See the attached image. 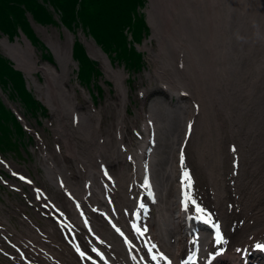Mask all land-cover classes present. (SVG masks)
<instances>
[{
	"label": "rangeland",
	"instance_id": "1",
	"mask_svg": "<svg viewBox=\"0 0 264 264\" xmlns=\"http://www.w3.org/2000/svg\"><path fill=\"white\" fill-rule=\"evenodd\" d=\"M160 1L159 0H147L146 7L143 10V12L146 16V20H147L149 27H150V32H151V35H149V37L146 38L143 41V44L139 47L140 52L144 55V60L146 63L145 69L140 74H137L135 76H133V75L131 76L120 65H118L116 63L115 64L111 63V61L108 59L110 61V65L112 66V70L113 71L115 70L116 72H120V74L122 75V78L124 80V89L126 91V100H125L124 104H123V102L121 104L122 96H121V93L119 92V90L116 88V85L114 84L115 81L113 80L112 75L109 72H106V67L103 64V59H101L99 57V55H95L94 52L89 49L90 48L88 46L89 43L94 46V48L92 50L96 51V48H99L91 37L87 36L81 30H79L78 32H75L74 34H72V33L70 34V33L66 32L65 28L62 27L61 25L56 27V26H51V25L50 26H43V25L37 24L32 19V17L30 15H28L29 19L31 21L30 22L31 27L34 30L36 37L44 45L43 47L33 48L34 54H35L34 59H36L38 65L41 67V66L46 64V65L53 66L54 68L60 69L56 55H55L54 51L52 50V48L49 46V43L47 41L48 37H50V39H52L53 42H59L60 41L61 44L66 49V51H68V47H67V43H66L67 42L66 36H67V34L73 35L74 36V42H75V40H77L78 42L82 41L85 44V48H86V51H87V54L89 55V57L99 64V68L102 72V76L98 79L97 84L101 87L102 92L99 91L98 88L96 87L97 84H94L93 89L91 88L90 91L80 85L79 81L77 80L78 65L74 61L73 57H72L73 63L70 66V68L72 69L71 80L69 81V83H66V86H67V89L70 92H72V94H73V98H74V102H75V106H76V109H75L76 114L74 113V116L67 114V112H61L59 110V118H58L57 112H52L51 110H49L48 118L47 119H41L42 124L39 125L37 123L36 119L32 118L31 116L25 115V111L19 103L9 101L7 95H4L3 92L0 90V97L2 98L4 103L7 105V107L11 108L25 122L24 124H25L26 128L29 130L27 132V134H28L27 136L31 140V145H29V147L27 149V151L31 154V156H29V158H30L29 161H25V160H27V154L25 156H23V153H22V157L18 156V155H16V157H11L8 155L7 157L3 156L4 158L2 157V160L6 159L8 161L9 168H11L13 172L31 176L34 179L33 180L34 184L40 190H42V189L44 190V188H46V190H44V191L46 193H48V196H51L52 199H54V198L57 199L59 193L56 194L55 187H53L51 185V183L47 181V179H46L47 175H46L45 167H47L51 163H53V164L55 163L59 167L64 165L65 167H67L68 171L70 172V174L74 178H76V177L80 178L81 177L80 175H78V172H77L78 170L76 169L77 166L75 165V161H73V159L68 155L67 148H66L65 142H64L65 138H69V140L71 142H74V144H76L78 146L79 150L86 151V152H90L92 150L90 153L93 152V154H96L95 153L96 147L94 145H92L91 143H86V141L83 140L81 137L82 134H81V131H79L80 126H78L80 124V122H79L80 118H78V116L80 114H84V113L88 114L89 116H91L92 126L97 125L98 134L100 135V138L104 139L103 143H104V147H105V151H106V155H107V160H105V161H107L106 164L108 163L106 165V168L111 173L112 172L117 173L119 171V167H118V162L116 160L117 154H116V149L114 147L115 146L114 140H115V134L117 132V124L119 122V118L121 117V115L123 118L122 119V127H123V121H124L125 134L127 135V138L129 139L128 145L130 147L134 148L138 142V139H137L136 133L133 130L135 129V131L143 134V130L145 128L148 129L147 123L149 121V117H152V120L154 122L156 120V116L153 115L155 110L152 107V104L157 100H162V102H164V105L167 104L168 107H171L172 109H174V105L178 104L175 101L176 100L175 94H176V92H179L181 94L188 96V98H184L183 100L185 102H187V104L189 105V111L191 110L190 116L194 120V130L196 133H195V138L192 141L190 147L193 148L194 150H198V151L203 152L205 154L206 153L213 154V152L216 153L217 151H219V152H222L223 155L228 157L226 160V164H227L226 168L222 171L221 176L219 177L221 182H219V180H218V182L223 183L228 188V192H229L228 195H229L230 199H233V197L238 192L243 191L242 193L247 194L250 191L252 192V189L255 190V194L254 193H253V195L249 194L247 196V202H246V204H244L245 206H242L241 207L242 209L239 210L241 212L242 218H245L246 216L248 217L247 220L245 221L246 224H248V222L251 220L250 226L248 227V225H247V227H246L250 231H247L244 236H238L237 237L238 240H242V239L244 240L245 237H247L249 234H251V232L255 233L254 230L252 231L254 224H260L259 222H257V218L263 217L262 220H264V182H263L264 181V134H261L259 131H256L255 134L253 132L247 131V129L249 128L248 126H250V122L253 119H254L253 122L259 123L262 130L264 131V103H263L264 102V88H263L264 87V76H263L264 72L261 73V69H260L262 67V69H263L262 71H264V41L260 40L259 37H255L254 41H256V42L253 43L252 39H247L245 37L246 35H244V37L241 38L240 42L242 41L241 44L243 45L244 51L247 52L249 59L246 58V60H245L246 62L241 63V64L235 63L232 66L233 72L230 71V69H227V65H228L227 59L225 60L224 57H220V58H216L215 56L213 57L210 54H205V52H203L202 50L199 51L201 58L199 55L198 56L191 55V57H190L191 63L187 62L185 60V58H183L182 55H180L176 51L175 48L173 49V54L167 53V49L168 50L170 49V43L168 41L166 42V40H167L166 36H169V35L172 36V31H170L169 28L166 29V27H169V25H165V24L168 21V18L170 16L176 17V26L178 28L180 27V29H182L181 35L185 34L184 36H186V40H188V37H187L188 34L192 35L194 33L193 34L194 37L195 36L196 37L197 36H200V37L203 36L202 38L205 39L206 41L211 40L215 43V40H216V42L220 41L221 43H223L225 40V36L224 35L221 37L212 36L213 34L210 32L208 27L204 28L203 31H200V29L196 32L195 31H193V32L185 31L183 28H186L187 26L181 27L180 23L182 21H180L181 19L179 18V16L184 15V13L186 12V10L184 9L185 7L183 5L184 2H182L180 6H179V4H177L175 6V4L178 0H176L175 3H174V0H173V3H172V0H160ZM240 1L242 2V3L240 2V4L243 6V5H247V3L249 5L253 0H247V1L246 0H240ZM151 3H153L156 7V13L155 14L157 15V17L159 16L162 18L161 19L162 24H160L157 27V29H156V31L158 30L157 32L154 31L153 23H152V17L150 16V14H148L149 11L152 9ZM157 3L158 4L160 3V4L158 5ZM174 7H175L176 13L174 12ZM199 7L200 6H198V5H196L195 7H193V6L190 7V9L194 11V15L197 19L196 21L198 24L201 23L200 15H202L201 13H203L201 10V7L200 8ZM48 8L50 10H52V8H50L49 6H48ZM168 8L170 9V11ZM242 9L243 8L241 7L240 10H242ZM166 11L169 13H167ZM172 11H173V13H172ZM182 11H184V12H182ZM169 14H170V16H169ZM171 14H173V15H171ZM176 14H177V16H176ZM213 16H215V14H213ZM250 18H251V15H249V19ZM247 20H248V17H247ZM237 24H238L237 25L238 28L234 27V30L240 29L238 20H237ZM188 25H189V23H188ZM164 27L166 29V32L169 31L168 34L163 32V31H165ZM197 32H199V33H197ZM242 33H244V32H242ZM197 34H199V35H197ZM202 34H204V35H202ZM262 37L264 38V36H262ZM84 38H85V40H84ZM5 39H7L10 44H16L17 42H22L23 47L24 46L26 47V44L22 40H17V41L11 42V41H9V39L7 37L1 35L0 36V54L3 55L5 58H7L12 63V65L14 66V68L16 70H18L20 72H22L21 70H23L25 72V73L24 72H22V73L26 77H28L27 81L29 83L30 90L32 91L34 96L39 101H41L46 107H48L47 102H46L45 90L43 89V87L45 86V78L43 77V73L37 72L36 74L32 75L34 80L31 79L28 76L27 72L18 66V62L13 59L12 55L8 53V51L6 50L4 45L2 44V41ZM243 40H245L246 44ZM204 41H203V43H204ZM87 42H89L88 45L86 44ZM73 44H72V46H73ZM166 44H167V46H166ZM235 47H236V45H235ZM246 47H247V49H246ZM158 48H161L162 52ZM248 48H251V49H248ZM189 52H191V51H189ZM192 52L194 53V51H192ZM235 53H236V49H235ZM255 53H257V54H255ZM53 54L55 55V57ZM164 54H165V56H163ZM45 55L53 57L54 61H55V65H52L48 62H44L43 57ZM260 55H262V56H260ZM198 57H199V59H197ZM164 58L166 59V61ZM193 58H194V60H193ZM211 59H212V61H211ZM169 60H171V62H169ZM185 61H186V63H185ZM223 61L225 62V64ZM197 63L200 65L202 64L201 67ZM194 64H197V65H194ZM186 65H188V66H186ZM245 65H247V66L245 67ZM169 67H171V68H169ZM219 67H221V68H219ZM256 67H257V69H256ZM198 68H201V69H198ZM200 70L201 71L203 70L202 74H201ZM227 70L230 74L227 72ZM257 70H259V71H257ZM251 71H253L254 73ZM158 72H164L165 74H163V75H167L169 77H176L177 76L178 79L180 78L183 83H186L188 81V79H191V84H190L191 87L188 86L186 88H180V86H176L172 90L173 93H171V91L167 90V87H164V84H163L164 80L161 79L163 77L159 76ZM190 72H194V75L196 77L195 79H198V80H195L190 75ZM206 72L207 73L212 72V76H210ZM215 72H218L220 74H217ZM258 72L260 74H258ZM227 74H229V75H227ZM198 75H200V77ZM208 75H209V77H208ZM201 78H202V80H200ZM203 78H205V79H203ZM185 79H186V81H185ZM245 79L248 80V83ZM205 80L208 82L207 84H205L206 83ZM210 81H212V82H210ZM198 83L200 85L202 83V85L198 87L197 86ZM211 83H213V85ZM228 83H230V84H228ZM247 84H248V86H247ZM252 84L255 86H253ZM256 84H257V86H256ZM205 85L209 86V87H205ZM214 86H216V89L218 90V93H219L218 96L221 97V99H219L217 94H215V92H214L215 90L213 89ZM226 87H228V88L225 89ZM244 87H246V88H244ZM203 88H204V90H203ZM248 88L249 89L251 88L250 91H248L249 90ZM208 89L209 90L211 89L210 92ZM243 90H245V91H243ZM207 92L209 93L210 98L208 97ZM244 92H246V93H244ZM224 93H225V95H224ZM229 94H230V96H229ZM247 96H249V97H247ZM225 99H227V100H225ZM233 99H234V102H233ZM241 100H242V102H241ZM218 101H219V103H218ZM230 102H232V103H230ZM244 102H246V103H244ZM235 105L236 106L238 105V106L236 107ZM252 105H254V106H252ZM229 108H231V109H229ZM251 110L252 111L254 110V111L252 112ZM224 111H225L226 115H224ZM230 111H232V112L234 111V112L230 113ZM212 114H214V115H212ZM241 114L243 117H240ZM68 115L71 117H69ZM228 115L232 116L233 119L232 120L228 119L227 118ZM233 115H238V118H235ZM257 115L259 118L257 117ZM210 116H212V117H210ZM201 117H204V118H201ZM221 117H223V118H221ZM234 121H236L235 124H234ZM57 125H58V127H57ZM131 125L133 127H131ZM234 125H237L240 127V131L235 132L236 134L231 131V129H232L231 127H233ZM200 126H201V128H200ZM60 128H62L61 129L62 132L63 131H66V132L61 133ZM216 128H218V129H216ZM207 134H209V135H207ZM229 134H230V136H229ZM240 135H241V137H240ZM246 138H247V140H245ZM261 138H263V139H261ZM106 139H108L109 143L106 142ZM202 140L204 141L205 146L203 145ZM244 140H245V142H244ZM212 142H214V143H212ZM258 142H259V144H258ZM81 143H83V144H81ZM80 144H81V146H80ZM89 144H90V146H88ZM243 144H244V146L246 145L248 147H251L250 150L251 149L252 150L251 151L249 150V152L245 151L243 148ZM196 145H197V147H196ZM255 146H257V147H255ZM228 147H230L229 151H228ZM109 149H111V150H109ZM257 150H258V152H257ZM113 152H114V154H113ZM46 157L50 158V160H49L50 162H48V160H45ZM247 165H249V166H247ZM96 166H99V163H97ZM230 167H233V172H230L231 171ZM246 167H247V169H246ZM212 168H213L212 170L214 172L215 171V165H214V167L212 166ZM242 169H243V171H242ZM260 170H262L263 172ZM8 174L10 175V172L7 171V168L0 163V176L4 177L5 175H8ZM231 174L236 175V178H234L235 182L233 179H231V176H232ZM5 178H7V177L5 176ZM262 178H263V180H262ZM9 180L11 181V183L8 184L7 186L2 185V181L0 180V217L2 216V219H3V220H1L2 223H0V227H5V225H6L9 229L10 233L13 234L16 238H19L18 236H21L20 234L23 233V229H24L22 222H20V221H23V217L21 215H18L16 212H14L13 209L18 210V211H23L25 205L22 204V201H23V195L26 192L18 194V193L12 192L8 187L14 189L15 191H17L16 190L17 188L19 190L21 188V189L26 190V191H29V189H28V186L19 182L18 180H16V178L14 180H11V179H9ZM199 180H200V178L198 176V181ZM200 182H201V184L205 185L204 181L200 180ZM237 182L239 183V186L241 188L237 186L238 185ZM245 183H246V185H245ZM254 183H256V184H254ZM257 187L259 189L260 188L261 189L259 190ZM62 199H63L64 205H66L67 204V202H65L66 199L65 198H62ZM254 200H255V202H254ZM4 201L7 204L2 203ZM253 204L256 206V209L254 210L253 213H251V210H253ZM220 207L221 208L225 207L224 202H223V204L221 202ZM229 208L230 207H226L227 210ZM239 211H238V213H240ZM4 212H5V214H3ZM11 215L15 216L12 223L10 221ZM20 218H22V219H20ZM96 219L99 220V222L104 225V223H103L104 221H102L103 218L101 219L100 215H97ZM228 219L231 220V218H229V217H228ZM259 229L260 230L258 231V233L252 234V237L254 235L255 236L260 235L261 228H259ZM16 231L19 234H17ZM238 234H240V233H238ZM1 244H5V243H1ZM248 245L245 248L240 247L239 249H247ZM253 247H254V245L251 244L248 247V248H250L249 251H253ZM3 248H5V247L3 246ZM60 250H62V249H60ZM220 250L222 251L223 256H225V255L230 256V257L233 256L230 254V252L233 251V249H231V248L228 252L229 255L225 253V250H227L226 248H220ZM240 254H242V252ZM70 256H72V255L70 254ZM220 257L221 256H219V258ZM4 262H6V261H4ZM208 263H210L209 260H206L205 264H208ZM251 264H264V258H259L256 256V258L252 261Z\"/></svg>",
	"mask_w": 264,
	"mask_h": 264
},
{
	"label": "bare ground",
	"instance_id": "2",
	"mask_svg": "<svg viewBox=\"0 0 264 264\" xmlns=\"http://www.w3.org/2000/svg\"><path fill=\"white\" fill-rule=\"evenodd\" d=\"M160 1V0H159ZM247 1V0H246ZM161 2V1H160ZM176 2V0H174V3ZM184 2V9L186 10V12L184 13V15L179 16V18L181 19L180 21H182L180 23L181 27H185L183 28L185 31L187 32H193V31H198L200 29V31H203L204 28L208 27L210 32L213 34L212 36L215 37H221V36H225V40L223 43L216 42L215 43L211 40H205L200 36H193L188 34V40H186V36L181 35L182 34V29H180V27L178 28L176 26V17L170 16L169 14V18L168 21L166 22L165 25H169V27H166L170 29V31H172V36H166V42L168 41L170 43V49H167V53L169 54H173V49L175 48L176 51L182 55L183 58H185V60L187 62H190V57L191 55H195V56H200L199 51L202 50L203 52H205V54H210L211 56H215L216 58H220V57H224L225 60L227 59L228 61V65H227V69H230V71H232V66L236 63V64H241L246 62V58H248L247 52L244 51L243 49V45L241 44L242 41L240 42L241 38L244 37V35H246L245 37L247 39H252L253 43H255L256 41H254L255 37H259L260 40L264 41L263 37L264 36V0H253L249 5L247 3V5H241L240 4V0H178L175 4V6L177 4H179V6L181 5V3ZM173 3V0H172ZM242 3V2H241ZM158 4V3H157ZM160 4V3H159ZM158 4V5H159ZM171 4V3H170ZM196 5L201 7V10L203 13H201L202 15H200L201 18V23L198 24L197 23V19L194 15V11L190 9L191 6L195 7ZM152 9L149 11L148 14H150V16L152 17V23H153V29L155 32L157 27L162 24V18L161 17H157L156 13V7L153 3H151ZM173 6V5H172ZM207 6V7H206ZM199 7V8H200ZM241 7L243 8L242 10ZM163 8V7H162ZM178 8V7H177ZM181 8V7H180ZM198 8V7H197ZM169 9V8H168ZM158 10V9H157ZM199 10V9H198ZM170 11V9H169ZM200 11V10H199ZM159 12V11H158ZM167 12V11H166ZM174 12H175V7H174ZM184 12V11H182ZM169 13V12H167ZM173 13V11H172ZM176 13V12H175ZM159 14V13H158ZM200 14V13H199ZM213 14H215V16H213ZM161 15V14H160ZM166 15V14H165ZM173 15V14H171ZM175 15V14H174ZM249 15H251V18L249 19ZM177 16V14H176ZM197 16V15H196ZM166 17V16H165ZM198 17V16H197ZM248 17V20H247ZM151 20V19H150ZM164 20V19H163ZM167 20V19H166ZM178 20V19H177ZM237 20L239 21V28L238 30H234V27H237ZM179 22V21H178ZM164 23V22H163ZM189 23V25H188ZM151 24V23H150ZM179 24V23H178ZM238 28V27H237ZM165 29V27H164ZM165 33L168 34V32ZM186 32V33H187ZM244 32V33H242ZM184 33V32H183ZM199 33V32H197ZM162 34V33H161ZM201 34V33H200ZM196 35V34H195ZM199 35V34H197ZM204 35V34H202ZM164 36V35H163ZM67 47H68V51H66V49L64 48V46L61 44V42H53L52 39H50V37H48V43L49 46L52 48V50L54 51L56 58L58 60L59 63V68H54L53 66L50 65H43V66H39L36 59H34V49L31 47V45L24 40V43L26 44V47H23V43L22 42H17L16 44H10L8 42L7 39L2 41V44L4 45V47L6 48V50L8 51L9 54L12 55L13 59L15 61L18 62V66L21 67L22 69H24L28 76L33 79L34 74H36L37 72H42L43 73V77L45 78V86L43 87V89L45 90V94H46V102L47 105L51 108L52 112H57L58 113V118H59V110L61 112H67V114L69 115H73L75 113V102H74V98H73V94L72 92H70L67 89L66 83H69V81L71 80V72L72 69L70 68L71 64L73 63L72 60V56H71V46L74 43V36L67 34ZM165 38V37H164ZM205 38V37H204ZM85 40V38H84ZM163 40V39H162ZM161 40V41H162ZM205 40V41H204ZM246 40V39H245ZM245 40H243L245 42ZM158 41V40H157ZM160 41V42H161ZM204 41V43H203ZM65 43V44H66ZM89 42H87L86 44L88 45ZM162 43V42H161ZM168 43V44H169ZM186 43V44H185ZM248 43V42H247ZM163 44V43H162ZM244 44V43H243ZM246 44V42H245ZM249 44V43H248ZM91 45V46H90ZM159 45V44H158ZM236 45V47H235ZM91 51L94 52L95 55H99V57L101 59H103V64L106 67V72H109L112 77L113 80L115 81V85L116 88L119 90V92L121 93V104L123 102H125L126 100V91L124 89V80L122 78V75L120 74V72H116L115 70H112V66L110 65V62L108 61V59L103 55V52L99 49L96 48V51L92 50L94 48V46L92 44L89 43L88 45ZM160 46V45H159ZM167 46V44H166ZM252 46V45H251ZM66 47V48H67ZM163 47V46H162ZM165 47V46H164ZM248 47V46H247ZM246 47V49H247ZM257 47V46H256ZM161 50V48H158ZM235 49H236V53H235ZM251 49V48H248ZM166 50V49H165ZM191 52H189V51ZM254 50V49H253ZM257 50V49H256ZM255 50V51H256ZM194 51V53L192 52ZM251 51V50H250ZM259 51V50H258ZM160 52V51H159ZM160 52V53H161ZM165 52V51H164ZM249 52V51H248ZM166 53V52H165ZM162 54V53H161ZM257 54V53H255ZM167 55V54H166ZM254 55V54H253ZM165 56V54L163 55ZM168 56V55H167ZM204 56V55H203ZM262 56V55H260ZM172 57V56H171ZM196 58V57H195ZM201 58V56H200ZM259 58V57H258ZM165 59V58H164ZM168 59V58H167ZM173 59V58H172ZM199 59V57L197 58ZM249 59V58H248ZM254 59V58H253ZM262 59V58H261ZM162 60V59H161ZM194 60V58H193ZM202 60V59H201ZM210 60V59H209ZM216 60V59H215ZM221 60V59H220ZM157 61V60H156ZM166 61V59H165ZM185 61V63H186ZM212 61V59H211ZM254 61V60H253ZM262 61V60H261ZM169 62H171V60H169ZM222 62V61H221ZM224 62V61H223ZM249 62V61H248ZM199 63V62H198ZM197 63V64H198ZM203 63V62H202ZM213 63V62H212ZM219 63V62H218ZM254 63V62H253ZM166 64V63H165ZM194 64V65H197ZM225 64V62H224ZM189 65V64H188ZM186 65V66H188ZM193 65V66H194ZM200 65V64H198ZM202 65V64H201ZM200 65V67H201ZM218 65V64H217ZM254 65V64H253ZM161 66V65H160ZM159 66V67H160ZM171 66V65H170ZM192 66V65H191ZM223 66V65H222ZM236 66V65H235ZM247 65H245L246 67ZM251 66V65H250ZM249 66V67H250ZM260 66V65H259ZM258 66V67H259ZM204 67V66H203ZM202 67V68H203ZM217 67V66H216ZM244 67V68H245ZM255 67V66H254ZM171 68V67H169ZM221 68V67H219ZM195 69V68H194ZM201 69V68H198ZM214 69V68H213ZM216 69V68H215ZM223 69V68H222ZM235 69V68H234ZM248 69V68H247ZM257 69V67H256ZM261 69V73L264 72L262 71V67ZM173 70V69H172ZM220 70V69H219ZM255 70V69H254ZM118 71V70H117ZM187 71V70H186ZM209 71V70H208ZM259 71V70H257ZM168 72V71H167ZM198 72V71H197ZM201 74L203 72V70L201 71ZM219 72V71H218ZM218 72H215L217 74H220ZM224 72V71H223ZM228 72V70H227ZM233 72V71H232ZM253 72V71H251ZM250 72V73H251ZM199 73V72H198ZM207 73V72H206ZM205 73V74H206ZM214 73V72H213ZM229 73V72H228ZM245 73V72H244ZM254 73V72H253ZM257 73V72H256ZM165 74L164 72H158V75L163 77L161 79H163V84L164 87H167V90L171 91V93H173V89L176 86H180V88H186L188 86H190L191 84V79H188V81L186 83H183L182 80L176 76V77H169L167 75H163ZM210 76H212V72L207 73ZM230 74V73H229ZM227 74V75H229ZM234 74V73H233ZM249 74V73H248ZM258 74H260L258 72ZM190 75L195 79V75L194 72H190ZM208 75V77H209ZM216 75V74H215ZM200 77V75H198ZM264 76V75H263ZM109 77V76H108ZM111 77V76H110ZM111 77V78H112ZM226 77V76H225ZM228 77V76H227ZM247 77V76H246ZM189 78V77H188ZM207 78V77H206ZM220 78V77H219ZM255 78V77H254ZM193 79V80H194ZM205 79V78H203ZM218 79V78H217ZM256 79V78H255ZM34 80V79H33ZM198 80V79H195ZM202 80V78L200 79ZM199 80V81H200ZM228 80V79H227ZM246 80V79H245ZM260 80V79H259ZM186 81V79H185ZM206 81V80H205ZM215 81V80H214ZM230 81V80H229ZM248 83V80H246ZM254 81V80H253ZM252 81V82H253ZM258 81V80H257ZM197 82V81H196ZM201 82V81H200ZM212 82V81H210ZM234 82V81H233ZM259 82V81H258ZM208 82L206 81L205 84H207ZM251 83V82H250ZM213 85V83H211ZM222 84V83H221ZM226 84V83H225ZM230 84V83H228ZM236 84V83H235ZM258 84V83H257ZM256 84V86H257ZM202 85V83H201ZM199 83L197 84V86H201ZM243 85V84H242ZM253 85V84H252ZM193 86V85H192ZM219 86V85H218ZM233 86V85H232ZM248 86V84H247ZM255 86V85H253ZM191 87V86H190ZM203 87V86H202ZM205 87H209L206 86ZM211 87V86H210ZM213 87V86H212ZM230 87V86H229ZM251 87V86H250ZM262 87V86H261ZM228 87H226L225 89H227ZM237 88V87H236ZM246 88V87H244ZM253 88V87H252ZM264 88V87H263ZM197 89V88H196ZM215 91V94H217L218 96V90L216 89V86H214L213 88ZM249 89V88H248ZM251 89V88H250ZM250 89L248 91H250ZM254 89V88H253ZM117 90V91H118ZM155 90V89H154ZM202 90V89H201ZM200 90V91H201ZM204 90V88H203ZM209 90V89H208ZM211 90V89H210ZM209 90V92H210ZM220 90V89H219ZM241 90V89H240ZM166 91V90H165ZM182 91V90H181ZM237 91V90H236ZM245 91V90H243ZM233 92V91H232ZM239 92V91H238ZM237 92V93H238ZM241 92V91H240ZM253 92V91H252ZM258 92V91H257ZM153 93V92H152ZM205 93V92H204ZM208 93V92H207ZM243 93V92H242ZM246 93V92H244ZM250 93V92H249ZM254 93V92H253ZM259 93V92H258ZM212 94V93H211ZM119 95V94H118ZM213 95V94H212ZM225 95V93H224ZM243 95V94H242ZM246 95V94H245ZM255 95V94H254ZM257 95V94H256ZM262 95V94H261ZM175 96L177 98L182 99V95H180L179 92H176ZM198 96V95H197ZM221 96V95H220ZM230 96V94H229ZM253 96V95H252ZM192 97V96H191ZM203 97V96H202ZM208 97H209V93H208ZM219 97V96H218ZM249 97V96H247ZM251 97V96H250ZM210 98V97H209ZM216 98V97H215ZM258 98V97H257ZM205 99V98H204ZM212 99V98H211ZM219 99H221V97H219ZM228 99V98H227ZM225 99V100H227ZM241 99V98H240ZM250 99V98H249ZM251 100V99H250ZM253 100V99H252ZM256 100V99H255ZM162 101V100H161ZM210 101V100H209ZM221 101V100H220ZM223 101V100H222ZM237 101V100H236ZM249 101V100H248ZM258 101V100H257ZM224 102V101H223ZM228 102V101H227ZM234 102V99H233ZM242 102V100H241ZM247 102V101H246ZM244 102V103H246ZM256 102V101H255ZM159 101H155L152 104V107L154 108L157 116L160 118V129L163 132V134H165V138L163 140V142L161 143V151L162 153L160 155H158V157L154 158V160L152 161V165H149L148 167H144L142 170L139 171V175L141 177L142 180H146L149 183H153L157 188L159 189L158 193L160 196H162L163 198H165L164 194L167 192L168 188H169V184L172 181V177L175 176L174 174V168L171 165V159L168 156V152H166V148H170L173 145H176V139L181 137L183 139L184 135L180 134L184 132V129L186 126H188L191 123V118L189 115V107L187 103H181L180 106H178L177 109L175 110H169L166 106H163L162 108H159ZM219 103V101H218ZM226 103V102H225ZM232 103V102H230ZM251 103V102H250ZM264 103V102H263ZM223 104V103H222ZM227 104V103H226ZM225 104V105H226ZM262 104V103H261ZM221 105V104H220ZM224 105V104H223ZM241 105V104H240ZM244 105V104H243ZM248 105V104H247ZM172 106V105H171ZM222 106V105H221ZM236 106V105H235ZM238 106V105H237ZM236 106V107H237ZM249 106V105H248ZM254 106V105H252ZM260 106V105H259ZM263 106V105H262ZM212 107V106H211ZM247 107V106H246ZM222 108V107H221ZM243 108V107H242ZM260 108V107H259ZM258 108V109H259ZM262 108V107H261ZM204 109V108H203ZM217 109V108H216ZM219 109V108H218ZM225 109V108H224ZM231 109V108H229ZM257 109V108H256ZM263 109V108H262ZM261 109V110H262ZM220 110V109H219ZM241 110V109H240ZM239 110V111H240ZM249 110V109H248ZM247 110V111H248ZM191 111V110H190ZM242 111V110H241ZM246 111V110H245ZM252 111V110H251ZM254 111V110H253ZM252 111V112H253ZM122 112V111H121ZM151 112V111H150ZM201 112V111H200ZM199 112V113H200ZM222 112V111H221ZM227 112V111H226ZM232 111H230L231 113ZM234 112V111H233ZM232 112V113H233ZM261 112V111H260ZM202 113V112H201ZM220 113V112H219ZM76 114V113H75ZM122 114V113H121ZM221 114V113H220ZM68 115V116H69ZM154 115V113H153ZM214 115V114H212ZM224 115L225 111H224ZM231 115V114H230ZM228 115L227 118L228 119H233L232 116ZM256 115V114H255ZM260 115V114H259ZM62 116V115H61ZM80 119L81 122L78 126H80L79 131H81L82 134V139L86 141V143H91L92 145L96 146L97 148V153L96 156H98V161L101 163L100 169H96L94 166L95 164L93 163V161L91 160V155H87L82 153L79 149L78 146L76 144H74V142H71L69 140V138H65L64 142H65V146L67 148V152L68 155L71 156L77 164V170L80 173V176L83 178L82 181V187L81 189H79L80 191L77 192L79 194H72V198L73 200H75L76 202H78V204L81 206V203L83 202V198L84 197H90L93 200V203L95 201H97V207L95 205H92L94 208L92 209L94 212H99L102 209V206L98 203L99 199L96 196V194H99V188H102V190L104 189V187L102 186V181L106 182H110L109 187L112 189L113 192H115V190H113L116 186V179L115 177L112 176L111 173L108 172V170L103 166L104 162L101 160V156L104 157L106 151L104 152V146L102 145V140L100 138V135L98 134V127L97 125L92 126L91 124V116H89L88 114L84 113V114H80ZM206 116V115H205ZM235 118H238V115H233ZM250 116V115H249ZM71 117V116H69ZM212 117V116H210ZM214 117V116H213ZM240 117H243L242 114ZM239 117V118H240ZM248 117V116H247ZM258 117V115H257ZM261 117V116H260ZM204 118V117H201ZM223 118V117H221ZM253 118V117H252ZM259 118V117H258ZM93 119V118H92ZM122 115L119 118V122L117 124V128H118V135L116 138V144H115V148L119 151V146L120 144H123V134H121V132H119V130H122ZM198 119V118H197ZM248 119V118H247ZM262 119V118H261ZM209 120V119H208ZM225 120V119H224ZM251 120V119H250ZM249 120V121H250ZM254 120V119H253ZM253 120H251L250 122V126H248L249 128L247 129L248 132H253L255 134L256 131H259L261 134H264V131L262 130L261 126L259 125V123H255L253 122ZM58 121V120H57ZM118 121V120H117ZM202 121V120H201ZM238 121V120H237ZM240 121V120H239ZM258 121V120H257ZM224 122V121H223ZM228 122V121H227ZM232 122V121H231ZM236 121H234L235 124ZM60 123V122H59ZM117 123V122H116ZM202 123V122H201ZM249 123V122H248ZM58 124V123H57ZM213 124V123H212ZM215 124V123H214ZM231 124V123H230ZM233 124V123H232ZM237 124V123H236ZM239 124V123H238ZM243 124V123H242ZM217 125V124H216ZM224 125V124H223ZM227 125V124H226ZM211 126V125H210ZM229 126V125H228ZM232 126V125H231ZM246 126V125H245ZM244 126V127H245ZM58 127V125H57ZM62 127V126H61ZM219 127V126H218ZM77 128V127H76ZM201 128V126H200ZM206 128V127H205ZM226 128V127H225ZM231 131L232 132H238L240 131V128L237 126H233L231 127ZM246 128V127H245ZM62 128H60V132H66L61 130ZM218 129V128H216ZM65 130V129H64ZM220 130V129H219ZM222 130V129H221ZM229 130V129H228ZM227 130V131H228ZM77 132V131H76ZM217 132V131H216ZM60 133V134H61ZM210 133V132H209ZM221 133V132H220ZM229 133V132H228ZM246 133V132H245ZM80 134V135H81ZM206 134V133H205ZM214 134V133H213ZM236 134V133H235ZM240 134V133H239ZM249 134V133H248ZM209 135V134H207ZM218 135V134H217ZM222 135V134H221ZM259 135V134H258ZM69 136V135H68ZM203 136V135H202ZM225 136V135H224ZM230 136V134H229ZM234 136V135H233ZM250 136V135H249ZM254 136V135H253ZM262 136V135H261ZM63 137V136H62ZM110 137V136H109ZM235 137V136H234ZM241 137V135H240ZM231 138V137H230ZM233 138V137H232ZM203 139V138H202ZM238 139V138H237ZM263 139V138H261ZM199 140V139H198ZM247 140V138L245 139ZM73 141V140H72ZM111 141V140H110ZM210 141V140H209ZM78 142V141H77ZM203 145H204V141L202 140ZM236 142V141H235ZM95 143V144H94ZM109 143V142H108ZM114 143V142H113ZM201 143V142H200ZM214 143V142H212ZM223 143V142H222ZM228 143V142H227ZM247 143V142H246ZM250 143V142H249ZM255 143V142H254ZM263 143V142H262ZM83 144V143H81ZM80 144V146H81ZM259 144V142H258ZM261 144V143H260ZM134 145V144H133ZM199 145V144H198ZM225 145V144H224ZM90 146V144L88 145ZM93 146V147H94ZM205 146V145H204ZM211 146V145H210ZM258 146V145H257ZM255 146V147H257ZM87 147V146H86ZM163 147V148H162ZM197 147V145H196ZM199 147V146H198ZM212 147V146H211ZM218 147V146H217ZM220 147V146H219ZM83 148V147H82ZM89 148V147H88ZM95 148V147H94ZM243 148L245 151L249 152L251 147L248 146H244L243 144ZM92 149V148H91ZM213 149V148H212ZM258 149V148H257ZM88 150V149H87ZM95 150V149H94ZM111 150V149H109ZM252 150V149H251ZM250 150V151H251ZM92 151V150H91ZM90 151V152H91ZM244 151V152H245ZM263 151V150H262ZM261 151V152H262ZM219 152V151H218ZM243 152V151H242ZM258 152V150H257ZM260 152V151H259ZM214 153V152H213ZM225 153V152H224ZM93 154V152H92ZM114 154V152H113ZM258 154V153H257ZM261 154V153H260ZM94 155V154H93ZM112 155V154H111ZM116 155V154H115ZM143 155V154H140ZM254 155V154H253ZM245 158V157H244ZM47 159V157H46ZM114 159V158H113ZM250 159V158H249ZM94 160V159H93ZM48 162H50L48 160ZM107 162V161H106ZM164 162H170V165H166ZM250 162V161H249ZM256 162V161H255ZM263 162V161H262ZM49 164V163H48ZM52 164V163H51ZM82 164V165H81ZM108 164V163H107ZM106 164V165H107ZM110 164V163H109ZM253 164V163H252ZM257 164V163H256ZM46 165V164H45ZM105 165V164H104ZM111 165V164H110ZM114 165V164H113ZM61 166V165H60ZM249 166V165H247ZM214 167V166H213ZM152 168V169H151ZM228 168V167H227ZM213 169V168H212ZM247 169V167H246ZM46 173H47V178L49 180V182L52 185V178L55 175L54 170L58 171V169L56 168L55 164H52L51 166L45 168ZM151 170H153L151 172ZM258 170V169H257ZM59 171L61 173H64V169L60 168ZM243 171V169H242ZM262 171V170H260ZM258 172V171H257ZM256 172V173H257ZM263 172V171H262ZM113 173V172H112ZM259 173V172H258ZM257 173V174H258ZM153 174L156 175V177L158 178L157 180H155L153 178ZM235 174V173H234ZM254 174V173H253ZM256 174V175H257ZM61 175V174H60ZM259 175V174H258ZM62 176V175H61ZM250 177V176H249ZM118 181H122L123 183L126 182L125 179H123L120 176H117ZM112 180V181H111ZM135 180H139L137 177L135 178ZM263 180V178H262ZM261 180V181H262ZM242 181V180H241ZM260 181V180H259ZM251 182V181H250ZM258 182V181H257ZM264 182V181H263ZM98 184V187H95V184ZM54 184V182H53ZM69 185H67V183H61V184H56L58 186H60L63 189H68L69 192H73V189L70 188L71 184L68 182ZM107 184V183H106ZM248 184V183H247ZM256 184V183H254ZM148 185V184H146ZM246 185V183H245ZM250 186V185H249ZM256 186V185H255ZM243 187V186H242ZM246 188V187H245ZM258 188V187H257ZM96 189V191H94ZM259 189V188H258ZM261 189V188H260ZM259 189V190H260ZM245 190V189H244ZM257 190V189H256ZM111 192V191H110ZM243 192V191H242ZM251 192V191H250ZM249 192V193H250ZM253 193V192H252ZM263 193V192H262ZM251 195V194H250ZM115 198V194H113V198L111 203H109V199H103L104 204L106 205L105 207L110 206L111 208L113 207V210L116 211V207H114L113 204V199ZM253 198V197H252ZM102 200V199H101ZM128 198L126 197V202L125 203H129V201L127 202ZM250 200V199H249ZM257 201V200H256ZM252 202V201H251ZM255 202V200H254ZM253 202V203H254ZM223 204V201H222ZM246 204V203H245ZM245 206V205H244ZM119 208V207H117ZM98 209V210H97ZM120 209V208H119ZM259 209V208H258ZM158 216H155V218H152L150 223H152V225H154L155 230H151L149 224H144L140 227V231L138 232L140 235V239H136L133 235V231L129 228L130 224H125L123 222H121V227L123 228L124 233L126 234L127 239L129 238L130 241L133 243H131L128 239L129 242H124L121 243L120 240H117L116 238H114L113 235L109 234L106 230H104L103 228H101L96 222L95 220H92L91 224L89 223L88 219V225L87 228L91 229L92 232L97 233V238L94 239V246L96 247V249L98 250V252L100 253V255H102L103 253H106L108 255L107 257V263L108 264H186L185 263V259L188 258V256L190 255V257L192 256L191 251L194 248L193 243L191 242L192 238L195 237V235L193 237L188 239L185 237L186 234H189L186 232V230L192 231L195 230L194 226H192V224H188L191 227L188 228H183L182 231L179 232L180 230V226H182V223L185 221L184 218H180L177 215V212L175 211H170L168 208L165 207L164 204H162L161 206H158ZM126 210H122V212H124ZM119 212V211H118ZM189 213V212H188ZM133 216H139L142 217V215H140V213L138 212H134ZM187 218V216H186ZM263 217H258L257 220L259 221V219H262ZM154 220V221H153ZM257 221V222H258ZM126 222H129V219H127ZM261 225H264V220H262ZM181 224V225H180ZM81 225L83 227H86L85 224L81 223ZM183 227V226H182ZM249 227V226H248ZM248 230V229H247ZM255 231V230H254ZM264 233V230H261ZM77 233H81L80 229L77 228L76 229ZM185 233V234H184ZM196 233H198V237H196L195 242L197 243V245H200L204 248H208V241L206 239L210 238V234L209 233H201L200 231H196ZM227 233L230 234V230L227 229ZM250 233V232H249ZM194 234V233H192ZM255 236V235H254ZM248 239V236L246 237ZM259 238H263V237H259ZM187 239V241H186ZM243 241L242 240H236L232 242L233 247H238V246H244L246 243H248L247 240ZM101 244V245H100ZM249 244V243H248ZM262 244V243H261ZM224 247H229L234 249L230 243L229 245H225ZM121 251V252H120ZM118 252H120V254L118 255ZM237 251H234V256H223L222 251L220 250V252H218L217 256L214 257V259L212 261L209 260L210 263L208 264H242V262L238 263V257L239 258H243V256H239V254L237 255ZM241 253V252H240ZM231 254V253H230ZM202 255L203 256H207L205 255V253L202 251ZM219 256H221L219 258ZM246 259L249 257L250 258V254L247 250V254H246ZM205 260L207 259H203L202 261H200L198 264H205ZM237 261V262H236ZM261 262V261H260Z\"/></svg>",
	"mask_w": 264,
	"mask_h": 264
},
{
	"label": "water",
	"instance_id": "3",
	"mask_svg": "<svg viewBox=\"0 0 264 264\" xmlns=\"http://www.w3.org/2000/svg\"><path fill=\"white\" fill-rule=\"evenodd\" d=\"M65 30L70 33L69 30ZM21 37L32 47V43L24 34H21ZM137 49L140 50L139 48ZM70 51L72 52V47ZM103 54L106 58H108L105 53ZM180 95H182V99L175 96V101L178 104L174 105V109L168 107L167 104L164 105V102L161 100H157L160 102L158 107L162 108L163 106H166L169 110L177 109L181 103H187L183 99L188 98V96L181 93ZM154 115L156 116L155 122L152 120V117H149V121L147 123L148 129L145 128L143 130V134L135 131V129L133 130L138 139L134 148L128 145L129 139L125 134V129L123 131H119L121 134L123 133V144H120L119 151L115 148L120 156H117L116 158L119 171L118 173H111L112 176L115 177L117 183L113 189L115 192H113L109 187L108 184H110V182L106 184L103 181V192L106 196L102 198L104 200L109 199L108 202L111 203L113 194H115L112 205L116 207V211H114L113 207L111 208L110 206L107 209L104 202L101 205L102 210L99 211L101 219L103 218V223L107 225L106 231L113 235L117 240H120L121 243L129 242L130 239L128 238V241L126 234L121 227V222H123L127 225L130 224L129 228L133 231L134 237L139 240L140 235L138 232L140 231V227L144 224H149L152 218L158 216V206L164 204L170 211L177 212V215L181 219L184 218L185 221L182 223L183 227L180 226L181 228L179 232L182 231L183 228L186 229L191 227L188 224H192V226L195 227V230L190 232L189 230H186V232L189 233L185 235L188 241L190 237L195 235V237L191 240L194 248L190 254H193L191 257L189 255L188 258L185 259L186 264H198L203 259H211L210 261H212L214 257L217 256L218 252H220V248H226L227 250H225V253L228 254L230 248L224 246L229 245L230 243L233 247L232 242L238 240V236H244L247 231H250L247 230L246 227L247 225L250 226L251 220L248 224H246L245 221L248 217L246 216L245 218H242L239 210H241V207L247 202V196L249 194H255V190L252 189L253 193L250 192L247 194L238 192L233 199H230L228 195V188L223 183H219L221 182L219 177L221 176L222 171L226 168V160L228 157L223 155L222 152L217 151L213 154H205L190 147L196 133L194 130V120L190 116L191 123L185 127L183 133H180L184 135L183 139L181 137L177 138L176 145H173L169 149L166 148V152H168V156L171 159V165L174 168L175 176L172 177L169 188L164 194L165 198L160 196L158 194L160 193L159 189H156L157 187L153 183L142 180L138 174L144 167L152 165L154 158L158 157V155L162 153L161 143L165 138V134H163L160 129V118L157 116L156 112H154ZM131 127L133 126L131 125ZM117 135H115V144ZM229 148L230 147H228V151ZM164 163L166 165H170V162ZM214 165L215 171L213 172L212 166ZM230 169V172H233V167H230ZM152 171L153 170H151V172ZM117 176L122 177L126 180V182L123 183L122 181H118ZM152 176L155 180L158 179L155 174ZM198 176L201 181L205 182V185L201 184L200 180L198 181ZM136 177L139 180H135ZM234 178H236V175L231 176V179L234 180ZM61 181L64 182L65 179L62 178ZM237 184V186L240 187L238 182ZM126 197L128 198L127 202L129 201V203H125ZM222 201L224 202V208L220 207ZM226 207L230 208L227 210ZM123 209L126 211L122 212ZM255 209L256 206L253 204V210H251V213H253ZM238 211L240 213H238ZM134 212L140 213L142 217L133 216ZM228 217L231 218V220H229ZM127 219H129V222H126ZM261 221L262 219H259L258 222L260 223ZM152 223H150L149 227L151 230H155V226L152 225ZM217 228L219 229L220 236L223 238V242L221 244L216 243ZM259 228L263 230L264 225L262 226L261 223L254 224L252 231L255 230V233L251 232V234L248 235V239L245 237L243 240L246 241L247 239L249 245H254L253 251H248L250 258L248 257L246 259L245 254H240V251H237L240 247L245 248L248 243L244 246L233 247V251L230 252L231 255L234 256V251H237L239 252L237 255L239 254V256H243V258L238 257V263L242 262V264H251L256 256L264 258V251H260L255 248V245L258 243L264 244V233L260 231V235H258L263 238L258 239V236H253L254 238L252 237V234L258 233L260 230ZM227 229L230 230V234L227 233ZM197 230L201 233L210 234V238L206 239L208 241L209 249L202 247L201 244L197 245L195 242L196 237L199 235L196 233ZM88 233L90 237L96 234L92 232L91 229H89ZM89 245L98 259H100L101 262H105L108 255L106 253L100 255L94 245ZM202 251L207 256H203ZM120 252H118V255ZM195 258L197 259L192 263L191 261Z\"/></svg>",
	"mask_w": 264,
	"mask_h": 264
},
{
	"label": "trees",
	"instance_id": "4",
	"mask_svg": "<svg viewBox=\"0 0 264 264\" xmlns=\"http://www.w3.org/2000/svg\"><path fill=\"white\" fill-rule=\"evenodd\" d=\"M146 4L147 0H0V36L13 42L23 32L35 48L43 47L28 15L43 26L62 25L72 33L81 30L95 41L111 63L135 76L146 66L144 55L137 50V45L141 46L151 33L143 12ZM73 58L79 67L78 81L90 91L102 76L99 64L78 41L73 46ZM43 61L55 63L48 55ZM96 87L102 92L98 84ZM0 89L39 125L41 119L48 118L47 108L28 90L24 74L1 54ZM27 139L30 140L26 130L0 97V152L4 155L13 152L22 157L21 150L26 149Z\"/></svg>",
	"mask_w": 264,
	"mask_h": 264
},
{
	"label": "snow or ice",
	"instance_id": "5",
	"mask_svg": "<svg viewBox=\"0 0 264 264\" xmlns=\"http://www.w3.org/2000/svg\"><path fill=\"white\" fill-rule=\"evenodd\" d=\"M223 242V238L220 236V233H219V229L217 228V236H216V243L217 244H221ZM255 248L257 250H260V251H264V244H256L255 245ZM237 251H240L242 252L243 254H247V250L246 249H237Z\"/></svg>",
	"mask_w": 264,
	"mask_h": 264
}]
</instances>
